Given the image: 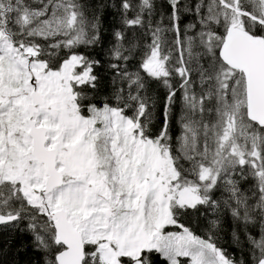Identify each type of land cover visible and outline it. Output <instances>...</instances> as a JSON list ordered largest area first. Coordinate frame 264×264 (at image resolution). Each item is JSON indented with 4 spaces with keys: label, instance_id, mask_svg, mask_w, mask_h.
I'll list each match as a JSON object with an SVG mask.
<instances>
[{
    "label": "snow or ice",
    "instance_id": "snow-or-ice-1",
    "mask_svg": "<svg viewBox=\"0 0 264 264\" xmlns=\"http://www.w3.org/2000/svg\"><path fill=\"white\" fill-rule=\"evenodd\" d=\"M0 264H264V0H0Z\"/></svg>",
    "mask_w": 264,
    "mask_h": 264
}]
</instances>
